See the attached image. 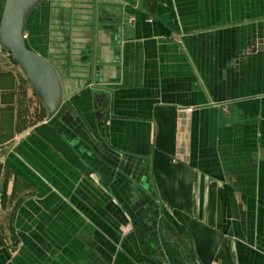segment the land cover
I'll return each mask as SVG.
<instances>
[{"label":"crops","instance_id":"obj_1","mask_svg":"<svg viewBox=\"0 0 264 264\" xmlns=\"http://www.w3.org/2000/svg\"><path fill=\"white\" fill-rule=\"evenodd\" d=\"M26 31L63 106L0 49V264H264V0H50Z\"/></svg>","mask_w":264,"mask_h":264},{"label":"water","instance_id":"obj_2","mask_svg":"<svg viewBox=\"0 0 264 264\" xmlns=\"http://www.w3.org/2000/svg\"><path fill=\"white\" fill-rule=\"evenodd\" d=\"M50 0H5L0 18V49L6 52L26 77L33 97L50 122L63 106V86L52 64L30 49L26 39L29 17Z\"/></svg>","mask_w":264,"mask_h":264},{"label":"rangeland","instance_id":"obj_3","mask_svg":"<svg viewBox=\"0 0 264 264\" xmlns=\"http://www.w3.org/2000/svg\"><path fill=\"white\" fill-rule=\"evenodd\" d=\"M44 5V4H43ZM42 5V6H43ZM41 6V7H42ZM47 15V14H46ZM47 17H48V15H47ZM62 24H63V21H62ZM29 27V26H28ZM61 27V26H60ZM46 28V27H45ZM27 30H28V28H27ZM48 30V29H47ZM27 32V31H26ZM56 34H57V42H56V44H55V49H57V51H65V49H66V46H65V40H66V30H64V28L63 29H60V30H57V32H56ZM26 36H28V39L30 40V43H31V46L33 47V48H36L39 52H44V53H48L49 51L48 50H50V49H48V47H47V45H48V43H45L43 40H39L38 38V42H36V45L35 46H33L34 45V36H33V34H31V33H28ZM36 40V39H35ZM32 50V49H31ZM62 54V53H61ZM64 55H62V57H63ZM60 57H61V55H60ZM61 57V58H62ZM64 59V58H63ZM22 73V72H21ZM22 75H23V73H22ZM22 77H24V83H26V84H24L25 85V89H27V91L28 90H30V87H29V84H28V82H27V80H26V78H25V76L23 75ZM31 94V93H30ZM32 95V94H31ZM28 100H26L25 101V113L27 114L26 115V119H27V121L30 123V124H32L33 122H36L37 120H42L43 119V117H44V114H43V112H42V108H41V111L40 110H38L37 108H35V107H33V105H32V102L30 103V101H32V100H30V101H28Z\"/></svg>","mask_w":264,"mask_h":264},{"label":"built area","instance_id":"obj_4","mask_svg":"<svg viewBox=\"0 0 264 264\" xmlns=\"http://www.w3.org/2000/svg\"><path fill=\"white\" fill-rule=\"evenodd\" d=\"M186 112H187V113H190V112H191V110H186Z\"/></svg>","mask_w":264,"mask_h":264},{"label":"bare ground","instance_id":"obj_5","mask_svg":"<svg viewBox=\"0 0 264 264\" xmlns=\"http://www.w3.org/2000/svg\"><path fill=\"white\" fill-rule=\"evenodd\" d=\"M30 18V17H29ZM27 25V24H26Z\"/></svg>","mask_w":264,"mask_h":264}]
</instances>
